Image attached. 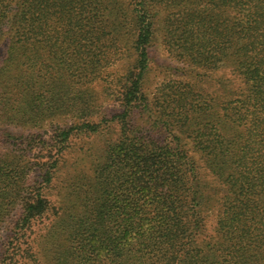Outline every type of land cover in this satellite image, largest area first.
Returning a JSON list of instances; mask_svg holds the SVG:
<instances>
[{"label": "trees", "instance_id": "trees-1", "mask_svg": "<svg viewBox=\"0 0 264 264\" xmlns=\"http://www.w3.org/2000/svg\"><path fill=\"white\" fill-rule=\"evenodd\" d=\"M159 20L180 60L231 69L239 91L220 76L150 96ZM4 39L0 264H38L29 238L51 217L49 264H264V0H0ZM88 137L100 149L56 207L46 193Z\"/></svg>", "mask_w": 264, "mask_h": 264}, {"label": "rangeland", "instance_id": "rangeland-1", "mask_svg": "<svg viewBox=\"0 0 264 264\" xmlns=\"http://www.w3.org/2000/svg\"><path fill=\"white\" fill-rule=\"evenodd\" d=\"M162 14L163 13H159L158 16ZM164 26L165 24H163L162 20H159V28L157 31L158 39L154 42L152 48L150 49V73L148 75L147 81V91L150 96H153L155 93H157V91L169 81H173L174 83H194L199 81L198 83L200 87H210L209 89L214 91L217 89L215 86V81H217L220 76L228 79L230 88L232 87L231 89L233 91H239L240 80L232 72L231 69H224L222 72L214 75V73H204L194 66L193 68H191L189 64H186L184 63V61L180 60V57L176 54L177 47L174 45H172L173 47L170 46V44H168V39L164 40ZM7 49L8 41L6 39L0 41V63L4 59ZM94 87L99 99L98 106L106 109L108 113L117 111V105H115L112 101L104 100L99 96L100 81H96ZM13 132L17 135L18 132H20L23 136L40 134L47 138L51 135V128L48 125L43 124L40 129H16ZM74 143H76V145L74 146L72 151H70L65 156V165H63V167L57 174V178L54 180L52 188H50L46 193V197L48 198V200L51 201L52 204L56 207H58L60 201H62L63 187L67 182L66 178L68 177V174L70 175V173H72V171L74 170L73 164L76 163L77 160L80 159L84 154L88 155L100 149V143L96 141L94 137L79 139ZM38 151L39 150H33L29 155L33 157L37 155ZM75 168H80L84 171V167H79V163L75 166ZM31 179L34 180L33 174ZM215 214V211L209 213L205 221V233L208 237L212 236L214 233L216 221ZM51 219L52 217L49 218V220H47V222L43 225L37 224V226H35V228L33 229L35 233L32 237L29 238V244L37 257L38 264H49L46 259L44 247L41 246L40 243L42 242V237Z\"/></svg>", "mask_w": 264, "mask_h": 264}]
</instances>
